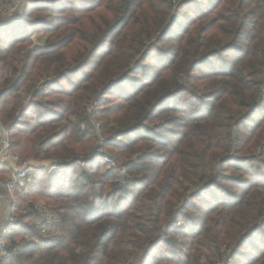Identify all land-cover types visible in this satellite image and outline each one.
Wrapping results in <instances>:
<instances>
[{
    "label": "trees",
    "instance_id": "1",
    "mask_svg": "<svg viewBox=\"0 0 264 264\" xmlns=\"http://www.w3.org/2000/svg\"><path fill=\"white\" fill-rule=\"evenodd\" d=\"M0 125L47 163L0 264H264V0H23Z\"/></svg>",
    "mask_w": 264,
    "mask_h": 264
},
{
    "label": "built area",
    "instance_id": "2",
    "mask_svg": "<svg viewBox=\"0 0 264 264\" xmlns=\"http://www.w3.org/2000/svg\"><path fill=\"white\" fill-rule=\"evenodd\" d=\"M15 2L12 0H6L5 3L0 0V23L4 22L6 19L11 18L12 14L15 13V9L17 6L14 7ZM21 121V119H19ZM104 162L106 166L108 165L109 168H116V164L114 161L108 157L105 158ZM0 164L4 165L6 170L10 172L9 177L4 180L0 181V186L2 188H16L18 186L26 187L28 185H32L35 177L39 174L42 167L46 166L45 164H39L34 161H24L21 162L20 158L11 151V144L9 141L8 133L5 128L0 131ZM50 173L55 170H61L65 172L67 167L64 166L60 169V167H52L49 169ZM35 211H44L46 214L45 217V224L42 225L43 221L40 220L38 223V227H42L41 232L46 233L47 227L50 226L54 220V215L50 214V211L47 207L44 206H35ZM25 209L21 210V214H24ZM0 214H1V204H0ZM19 223L18 218L13 215L12 211H9L6 215V219L4 224L0 226V257H8L9 255L6 253L5 250V234L8 229H13L15 225Z\"/></svg>",
    "mask_w": 264,
    "mask_h": 264
},
{
    "label": "rangeland",
    "instance_id": "3",
    "mask_svg": "<svg viewBox=\"0 0 264 264\" xmlns=\"http://www.w3.org/2000/svg\"><path fill=\"white\" fill-rule=\"evenodd\" d=\"M13 2H15V4L16 5H14V7L15 6H17L16 7V9H15V13L14 14H12L11 16H15V15H17V12H18V9H19V7L21 6V1H23V0H12ZM2 2L3 3H5L6 2V0H2ZM2 7V6H1ZM0 7V8H1ZM43 31L41 30L40 31V33H37V34H35L34 35V38H33V49H36L37 47H39L42 43H43V41L45 40V38H44V34L42 33ZM7 34H8V32H6V34H4L3 35V38H6L7 37ZM44 88H49V86L47 85H45L44 86ZM21 97H27L26 96V94L24 95L23 94V96H21ZM30 109V108H29ZM30 124V125H29ZM28 125L29 126H32V123H29ZM0 131H1V129H0ZM104 162V161H103ZM105 163V162H104ZM106 164V163H105ZM5 167V166H4ZM109 167H108V165L107 166H105V169L107 170ZM6 176H3L2 174L0 175V181H4V180H6L8 177H6ZM0 189H4V190H7L8 192H9V194H10V200H8V199H6L5 198V195H4V193L2 192V190H0V204H1V214H0V226H2V224H4V222H5V219H6V215L8 214V212L9 211H12L13 212V215H15L17 218H20L19 217V214H20V211H21V209L16 213L12 208H13V206H10V203L11 202H14V203H16V201H17V198H21V196L20 195H18V196H14V191H15V188H12V189H8V188H2L1 186H0ZM22 189V188H21ZM24 196H29V190H25V192H24ZM30 200H31V198H30ZM27 211V209H25V212ZM25 212H24V214H25ZM15 226H17V225H15ZM5 246H6V242H5ZM1 258V257H0Z\"/></svg>",
    "mask_w": 264,
    "mask_h": 264
},
{
    "label": "crops",
    "instance_id": "4",
    "mask_svg": "<svg viewBox=\"0 0 264 264\" xmlns=\"http://www.w3.org/2000/svg\"><path fill=\"white\" fill-rule=\"evenodd\" d=\"M3 128H4V127L0 125V129L3 130Z\"/></svg>",
    "mask_w": 264,
    "mask_h": 264
},
{
    "label": "water",
    "instance_id": "5",
    "mask_svg": "<svg viewBox=\"0 0 264 264\" xmlns=\"http://www.w3.org/2000/svg\"><path fill=\"white\" fill-rule=\"evenodd\" d=\"M40 46H42V45H40ZM51 81H54V79H52ZM46 164H47V163H46ZM46 164H45V165H46ZM43 165H44V164H43Z\"/></svg>",
    "mask_w": 264,
    "mask_h": 264
}]
</instances>
